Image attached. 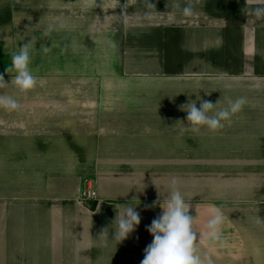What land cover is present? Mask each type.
I'll return each mask as SVG.
<instances>
[{
    "label": "crops",
    "instance_id": "1",
    "mask_svg": "<svg viewBox=\"0 0 264 264\" xmlns=\"http://www.w3.org/2000/svg\"><path fill=\"white\" fill-rule=\"evenodd\" d=\"M125 2L0 0V73L35 38L37 77L27 93L0 89L20 104L0 109V264H140L161 211L144 205L167 197L172 177L198 231L224 214L226 246L201 242V255L264 264V20L242 14L245 0H191L189 17L173 7L188 0H152L151 20ZM49 24L64 27L41 38ZM238 97L247 103L231 125L186 129L189 99L219 110ZM130 201L136 232L100 241Z\"/></svg>",
    "mask_w": 264,
    "mask_h": 264
},
{
    "label": "clouds",
    "instance_id": "2",
    "mask_svg": "<svg viewBox=\"0 0 264 264\" xmlns=\"http://www.w3.org/2000/svg\"><path fill=\"white\" fill-rule=\"evenodd\" d=\"M95 2L96 0H86L89 6ZM140 3L145 9L144 18L151 20L154 16L153 10L157 13L155 4L152 0H140ZM128 6L129 0H126L122 5L125 13ZM173 7L180 10L185 17L194 14L191 0H188L183 8L179 3ZM241 12L245 17L264 20V0H245ZM63 27V24L58 26L49 24L41 34V38L50 37L54 30L59 31ZM35 43V38L24 42L19 46V50L12 54L11 64L5 68L4 73H0V89H6L14 84L19 92L27 93L37 87V77L33 75L30 68L31 53L34 51ZM40 50L46 54L50 48L41 45ZM5 74H14L10 75V84L5 81ZM219 103L220 100L213 103L200 98L199 107H197V101L189 99L185 105L181 106V110L187 113L186 129L194 134H199L202 128H206L211 133H217L226 124L231 125L232 117L243 110L247 100L245 97H238L235 100H229L226 108L217 110ZM0 109L9 113L15 112L20 109V104L13 96L0 93ZM180 184L179 178L172 177L168 185V196L162 198L157 190V200L144 205L145 210L159 207L161 211L150 225L146 226V230L153 239L145 247L140 264H214L210 255L200 254L198 246L201 242L205 246H226L227 240L222 233V225L225 221L222 210L219 207L215 208L211 218L206 222L205 231H198L195 227L197 216L190 214V203L185 200ZM137 207L133 206L131 201L124 205L116 204L117 214L114 221L110 226L101 228L98 239L105 244L109 237L116 244L127 240L141 223L142 217ZM257 223L261 221L258 220Z\"/></svg>",
    "mask_w": 264,
    "mask_h": 264
},
{
    "label": "built area",
    "instance_id": "3",
    "mask_svg": "<svg viewBox=\"0 0 264 264\" xmlns=\"http://www.w3.org/2000/svg\"><path fill=\"white\" fill-rule=\"evenodd\" d=\"M83 197L85 198V200H89L91 198H93L94 196V190L92 189V187H90V183L87 182V186L85 191L83 192Z\"/></svg>",
    "mask_w": 264,
    "mask_h": 264
},
{
    "label": "trees",
    "instance_id": "4",
    "mask_svg": "<svg viewBox=\"0 0 264 264\" xmlns=\"http://www.w3.org/2000/svg\"><path fill=\"white\" fill-rule=\"evenodd\" d=\"M94 206H95V202L94 201L89 203V209H93Z\"/></svg>",
    "mask_w": 264,
    "mask_h": 264
},
{
    "label": "rangeland",
    "instance_id": "5",
    "mask_svg": "<svg viewBox=\"0 0 264 264\" xmlns=\"http://www.w3.org/2000/svg\"><path fill=\"white\" fill-rule=\"evenodd\" d=\"M86 182H87V181H85V186L83 185L85 189H86V186H87ZM85 189H84V191H85ZM84 191H83V192H84ZM83 192H82V194H83ZM89 200H90V199H89Z\"/></svg>",
    "mask_w": 264,
    "mask_h": 264
}]
</instances>
